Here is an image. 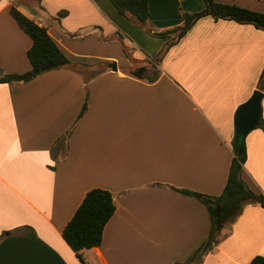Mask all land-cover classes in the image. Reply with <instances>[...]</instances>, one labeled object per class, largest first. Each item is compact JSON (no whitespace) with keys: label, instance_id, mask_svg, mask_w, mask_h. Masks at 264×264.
I'll list each match as a JSON object with an SVG mask.
<instances>
[{"label":"crops","instance_id":"crops-1","mask_svg":"<svg viewBox=\"0 0 264 264\" xmlns=\"http://www.w3.org/2000/svg\"><path fill=\"white\" fill-rule=\"evenodd\" d=\"M216 1L264 12V0ZM11 4L0 0V76L31 68L32 40ZM204 6L150 0L148 23L170 29L183 23L184 11ZM19 9L46 26L72 61L108 67L89 78L62 67L26 82H0V264L189 259L209 241L211 219L199 198L178 189L222 192L234 156L235 111L264 69V30L203 16L168 45L159 75L140 77L124 68L157 56L173 36L149 34L110 0H40ZM118 38L134 48L129 56ZM245 150L241 176L264 192L261 127L247 133ZM94 187L111 191L116 208L100 245L80 259L62 231ZM202 253L198 264H248L264 256V207L245 204Z\"/></svg>","mask_w":264,"mask_h":264},{"label":"trees","instance_id":"trees-1","mask_svg":"<svg viewBox=\"0 0 264 264\" xmlns=\"http://www.w3.org/2000/svg\"><path fill=\"white\" fill-rule=\"evenodd\" d=\"M110 1L121 14L144 28L149 34L165 38L173 36L165 48H168V45L174 44L185 35L197 20L208 15L215 20H234L238 23L251 24L258 29L264 30V12L242 7L234 3L204 0L205 6L203 9L194 12H183V23L181 25L163 31H155L148 23L150 0ZM21 2H35L39 4L40 0H12L10 7L11 15L32 40L31 46L27 51L31 68L22 73H5L0 76V82H26L46 71L62 67L73 69L89 78L108 67L107 61H99L95 64L72 61L49 34L46 26L37 23L19 9ZM66 12L61 11L58 16H62ZM118 40L125 54L129 56L126 45L121 39L118 38ZM164 49L153 59V62H155L153 69H149L144 65L133 64L125 67L124 70L140 77L150 75V72H152V77L159 75L160 70L156 63L160 62L162 54L165 51ZM258 89L264 90V69L259 78ZM87 103L88 99L84 102L79 118L87 109ZM257 126L264 130L262 117ZM233 143L235 144L233 148L234 156L226 184L220 194L209 195L187 189H178L183 193L199 198L207 206L211 219L209 240L213 243L219 241L221 230L240 215L245 204L257 203L264 207V194L255 192L249 188L241 176V171L246 160L245 137H242L235 131ZM115 208L113 195L108 189L94 187L86 192L83 200L62 231L63 238L80 259H82L83 250L100 245L105 225L114 214ZM202 249L203 246L199 247L189 259L175 264H198L203 255ZM248 264H264V256L258 254Z\"/></svg>","mask_w":264,"mask_h":264},{"label":"water","instance_id":"water-1","mask_svg":"<svg viewBox=\"0 0 264 264\" xmlns=\"http://www.w3.org/2000/svg\"><path fill=\"white\" fill-rule=\"evenodd\" d=\"M112 70H117L116 61L109 63ZM263 98V91L254 89L249 98L241 103L234 114L235 131L242 137H245L249 131L259 124L261 118V102ZM209 240L203 247L202 252L206 251L211 245Z\"/></svg>","mask_w":264,"mask_h":264},{"label":"rangeland","instance_id":"rangeland-1","mask_svg":"<svg viewBox=\"0 0 264 264\" xmlns=\"http://www.w3.org/2000/svg\"><path fill=\"white\" fill-rule=\"evenodd\" d=\"M166 49H168V48H165L164 50H166ZM134 51V48L132 49H129L128 48V52L131 54L132 52ZM163 50H161L157 55H159L161 52H162ZM123 52H124V50H123ZM154 58H156V56L154 57L153 56V58L152 57H150V56H148V57H146L145 59H143V60H145V62H143V61H140V62H138V63H133V64H136V65H141V66H147L149 69H153V67H150V66H154L155 65V62H153V59ZM150 60H152V61H150ZM160 62H161V60H160ZM160 62L159 63H156V65L157 66H159L158 64H160ZM160 70V69H159ZM152 74V72H150V75ZM232 147L234 148L235 147V144L234 143H232ZM244 166V165H243ZM244 180V179H243ZM245 181V180H244ZM245 183L247 184V182L245 181ZM247 186L249 187V188H251L250 186H249V184H247ZM255 190V192H261V193H263L264 194V192H262V190L260 189V188H256V189H254ZM253 190V191H254Z\"/></svg>","mask_w":264,"mask_h":264}]
</instances>
